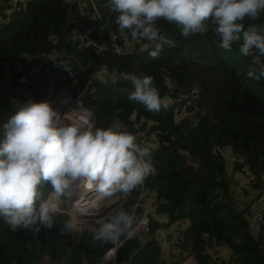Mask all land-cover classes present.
<instances>
[{
  "label": "trees",
  "instance_id": "1",
  "mask_svg": "<svg viewBox=\"0 0 264 264\" xmlns=\"http://www.w3.org/2000/svg\"><path fill=\"white\" fill-rule=\"evenodd\" d=\"M13 1L0 0V18L7 17ZM25 1L12 14V26L0 28V75L12 80L26 77L41 88L54 84L55 90H84L97 81L94 75L102 65L112 61L109 51L100 52L83 42L85 28L93 24L98 31L104 28L93 37L100 47L115 41L121 49L141 53L114 62L109 81L122 72L149 76L161 101L179 104L150 112L128 99L133 90L130 82H113V88L101 89L98 99H93V104L99 103L97 126L126 121L125 127L120 124L123 130L135 136L147 134L155 141L156 153L150 158L155 173L146 187L155 192L157 215L183 222L180 244L199 264L210 263L206 252L210 245L230 248L238 264H264V213L259 222L254 220L260 209L257 197L264 190V79L247 76L249 68L257 66L253 55H242L239 42L230 51L219 48L214 26L205 34L185 38L174 23L159 20L168 42L153 58L148 54L149 42L133 41L127 32L119 31L116 14L106 7V0H95L100 10L96 4L91 9V3L86 8L79 0ZM241 23L245 29L256 25L264 33V13ZM3 94L0 90V131L16 106L9 97L2 100ZM218 149L222 150L215 153ZM230 150L236 157L234 164L228 162ZM229 168L255 180L256 193L246 191L254 200L244 209L224 202L230 190ZM50 190L48 183L41 186L44 194ZM138 196L119 209L130 211ZM64 222L54 220L53 228L35 232L13 231L0 220V264H96L114 246L94 240L93 232H66ZM159 228L152 221L150 235L155 236ZM137 243L126 242L115 263L109 264H127L139 250ZM142 256H136L134 264H159L157 249Z\"/></svg>",
  "mask_w": 264,
  "mask_h": 264
},
{
  "label": "clouds",
  "instance_id": "2",
  "mask_svg": "<svg viewBox=\"0 0 264 264\" xmlns=\"http://www.w3.org/2000/svg\"><path fill=\"white\" fill-rule=\"evenodd\" d=\"M106 7L116 14L119 31L127 32L133 41L149 42L151 50L148 54L153 58L168 42L157 21L174 23L185 38L205 34L210 26H214L220 38L218 47L230 51L233 43L239 42L240 53L253 55L257 64L249 68L247 76L264 79V63H260V58L264 57V33L256 25L245 29L241 23L246 17L255 20L264 13V0H106ZM13 20V17L6 19L0 28L12 26ZM108 53L112 61L103 64L100 70L105 67L111 70L114 62L118 64L122 58L141 54L131 51L124 55ZM61 63L72 73L68 64ZM117 81L130 82L133 90L128 99L142 104L147 111L159 112L166 105L176 108L165 99L161 101L149 76L122 72L113 80ZM99 86L107 89L115 85L99 80L90 84L91 102L96 99L95 89ZM0 90L18 101L0 131V220L11 230L22 228L39 232L41 228H53L54 220L58 219L65 221L63 230L66 232L83 230L108 203L104 198L98 200L102 207L94 212L90 205L95 200L87 199V195L80 199L75 193L81 190V187H74L77 181L87 179L102 197L113 194L120 202L124 200V193L143 182L146 185L150 174L155 173L150 158L156 150L151 152L148 143L141 142V137L139 141V135L123 130L120 124L103 127L61 122L60 113L48 100L22 101ZM247 178L253 184L247 185L246 191L256 193L255 180L251 176ZM45 183L50 184L51 190L44 194L41 186ZM61 198H68L72 207L70 212L61 208ZM261 200L264 205V190L256 203L259 205ZM134 219L130 211L116 210L93 229V239L116 244L121 237H132Z\"/></svg>",
  "mask_w": 264,
  "mask_h": 264
},
{
  "label": "built area",
  "instance_id": "3",
  "mask_svg": "<svg viewBox=\"0 0 264 264\" xmlns=\"http://www.w3.org/2000/svg\"><path fill=\"white\" fill-rule=\"evenodd\" d=\"M84 5L86 8H88V3H92L93 0L84 1ZM11 3V2H10ZM25 0H15L11 3V9L7 12L8 15L5 18H0V24H3L6 22V19H10L12 14L15 13V11L18 9V6H21L25 4ZM98 13V11H97ZM99 17V16H98ZM97 24H93L90 27L85 28V34L84 38L87 47L94 46L97 48L100 52L102 51H112L118 55H124L129 50L121 49L118 44L114 41L111 46H99V44L95 45V43L91 40L92 36L98 32ZM111 73V70H109L107 67L101 69L99 72L94 75L95 80L99 81H107L110 82L109 79L111 78L108 76ZM91 82H89L86 85V88L80 92H76L69 89H59L55 90L54 84L51 85L50 88H41V85H39L36 81L29 82V80L26 77L21 78H15L11 79V77L1 76L0 75V88L9 94H13L17 97H19L22 101L33 99L36 101H42V100H48L54 108L58 110L60 113V121L61 122H73V123H82L84 125L94 124L96 126L95 118L90 116L88 109H90V105L93 103L91 102V99L89 98V86ZM183 99L189 100L188 97L184 96ZM185 102V101H183ZM189 102V101H188ZM174 106L179 104L178 102L173 103ZM139 137H141V142H146L151 146V152H154L157 148V145L155 141L150 137L147 136V134H140ZM222 149H218L215 151V153H218ZM227 155L229 156L228 162H235L236 157L231 153V150L227 152ZM145 181V180H144ZM250 181V180H249ZM84 183H88L87 181H84V179L77 181L74 184V187L77 189L81 187V190H78L77 193L79 196L86 195L83 193V185ZM253 183L250 181L249 185L251 186ZM145 185V184H144ZM146 186V185H145ZM94 197H99L95 199V201L101 200L102 198L109 200L113 198V194L110 197H102L100 194H98L96 191L93 192ZM143 197L146 199V203L149 199H151V192H143ZM89 196H87V199ZM83 203H86L84 201ZM260 209L255 212V218L254 220L259 222L260 219L263 217L264 213V205L263 200L259 202ZM143 204H140V202H137V204L132 208V214L134 215V234L132 237L125 238L121 240L120 242H117L116 246L105 253L102 260L99 263L96 264H109L111 261L115 263V258L118 253L119 248H121L125 242L137 238L138 240H142L147 236L149 231H151V223L153 219L152 216V210L149 208H146ZM143 209L144 212L142 214H138V210ZM155 210V209H154ZM131 211V209H130ZM155 214L157 216L156 210ZM160 220L163 219V217L158 216ZM166 225L170 224L169 219L165 220ZM101 221V220H99ZM164 229V228H163ZM161 239L158 240V246L161 250H163L169 259L171 264H199L197 261V258L194 256H187L186 253L187 250H184L182 244H180L179 234L175 230L174 236H159ZM163 237V238H162ZM187 257V258H186ZM235 258V256H234ZM232 259V256L227 257L225 259H220L219 257L211 258L210 256V263L209 264H238L235 259ZM86 264V263H85Z\"/></svg>",
  "mask_w": 264,
  "mask_h": 264
},
{
  "label": "rangeland",
  "instance_id": "4",
  "mask_svg": "<svg viewBox=\"0 0 264 264\" xmlns=\"http://www.w3.org/2000/svg\"><path fill=\"white\" fill-rule=\"evenodd\" d=\"M74 0H72L71 2H73ZM89 1V0H84ZM79 2H82V0H79ZM96 1L93 0V2L91 3V9H94V7H96L98 10L99 7L96 4ZM109 11V10H107ZM104 29V28H103ZM101 29L100 31H98L97 33H101V31L103 30ZM95 35V34H94ZM92 36L91 40L95 43L93 37ZM136 44V42H131ZM98 45V43H95V45ZM130 45V43H128ZM146 44V43H145ZM147 47V46H145ZM129 51L134 52V49H130ZM105 86V85H104ZM105 87L103 86H99L96 90V92H99L101 89H103ZM8 98V94H3L2 96V100L7 99ZM96 99H98V96L95 97ZM14 102H18L16 100H14ZM99 105V103H98ZM98 105L96 104H92L90 105V109H88L90 116H92L93 118H95V122H96V126L98 124L97 122V111H98ZM124 119V118H122ZM121 119V120H122ZM117 121V120H116ZM126 123V121L124 122ZM124 123H120L122 124L124 127ZM137 139L140 141V137L137 136ZM235 162H231V164H234ZM229 172H230V185H229V195L224 197V202L225 203H229V201L231 203H233L234 205H236L238 208L240 209H244L245 207H248V204L250 202V200L252 199V197L249 196L248 193H246V187H248L247 185H249L250 181L248 178H246V176H244V172L241 171H233L232 169L230 170L229 168ZM249 188V187H248ZM143 192H149V190L147 189V187L144 185V182L141 185L136 186L134 189H132L130 192L128 193H124V200L118 202L116 199H113L110 203H108L104 209L98 214V216L95 218L94 222H89L88 226L83 229V230H74L71 231L72 233H83V232H93V229L99 226V223L102 222V220L108 216L110 213H114L116 210H118L121 206H123L128 200H131L132 198H135L137 195H139L137 197V199L135 200L134 205L131 207V211L132 212V208L137 204V202H140V204H143L146 208H149L152 210V216L151 218H153V221H156L158 223H161V225L165 224V221L163 219L159 220L156 217L155 214V210L152 206L151 203H146V199L143 197ZM144 208V209H146ZM144 212L143 209H139L138 210V214H142ZM101 220V221H99ZM177 225V221L173 220L171 223V228H174ZM170 227H162L157 231V234L159 236H174L175 235V230H172ZM164 228V229H163ZM77 229V228H75ZM150 236V231L147 234V236L143 239L146 240L147 237ZM217 251H219L221 254H217ZM225 251H226V246H220V245H215L212 247V245H210V247H207L206 252L209 253L207 255H210L211 258H216L219 257L220 259H225L227 257H225ZM187 256H191L190 252L188 251L186 253ZM187 258V257H186Z\"/></svg>",
  "mask_w": 264,
  "mask_h": 264
},
{
  "label": "crops",
  "instance_id": "5",
  "mask_svg": "<svg viewBox=\"0 0 264 264\" xmlns=\"http://www.w3.org/2000/svg\"><path fill=\"white\" fill-rule=\"evenodd\" d=\"M141 52H143V51H141ZM134 53H138V51H135L134 50ZM3 92V91H2ZM4 94H5V92H3ZM9 98L11 99V96H9ZM116 123H118V122H116ZM229 167V166H228ZM230 172H228V174H229ZM247 178V177H246ZM114 198H112V199H109V200H107V203H110L112 200H113ZM154 200H155V192H151V199H149L148 201H147V203H151L152 204V206H153V208L155 209V206H154ZM90 207L92 208V210L95 212V211H97L98 209H100L101 207H102V204L100 203V202H98V201H95V202H93L91 205H90ZM61 208L65 211V212H70L71 210H72V207H71V205H70V202H69V200H68V198H61ZM159 215H157L156 217H158ZM160 217H163V219H165V220H167V219H169V221H170V224L169 225H166V223L165 224H163V225H161V223H158L159 225H160V228H161V226L162 227H170L171 226V223H172V221L174 220V219H172V218H170L168 215H164V216H160ZM159 219V218H158ZM160 220V219H159ZM177 221V225L174 227V228H171L172 230H176L179 234H180V232H181V226H184V225H182L183 224V222L181 223V221H179V220H176ZM156 222V221H155ZM159 228V229H160ZM158 229V230H159ZM157 230V231H158ZM157 231H156V235L155 236H152V235H150V236H148L147 237V239L146 240H144V242H141L140 240H138L137 238H135V240H137L138 241V243H137V245H139V250H136L135 251V253L132 255L133 257H132V259L127 263V264H134V262L136 261L134 258L137 256V257H140V258H143V253L145 252V250L147 251V250H149V249H151L153 252L157 249V250H159V253H160V261H159V264H171L170 263V261H169V259L167 258V256H166V254H165V252L163 251V250H161L160 248H159V246H158V240L159 239H161V237L159 238V235L157 234ZM169 236V235H168ZM163 237H165V236H163ZM162 237V238H163ZM124 239V237H121L120 238V240L118 241V242H120L121 240H123ZM128 242V241H127ZM126 243V242H125ZM124 243V244H125ZM117 244V243H116ZM116 244H114V246L111 248V249H113L115 246H116ZM213 246H215V245H212V247ZM111 249H109V250H111ZM108 250V251H109ZM107 251V252H108ZM225 257H230V256H234L233 254V251L230 249V248H228V247H226V251H225ZM207 254H209V253H207ZM217 254H221L219 251H217V253H216V255ZM192 256V255H191ZM137 262H138V260H137ZM138 264H140L139 262H138Z\"/></svg>",
  "mask_w": 264,
  "mask_h": 264
},
{
  "label": "bare ground",
  "instance_id": "6",
  "mask_svg": "<svg viewBox=\"0 0 264 264\" xmlns=\"http://www.w3.org/2000/svg\"><path fill=\"white\" fill-rule=\"evenodd\" d=\"M84 181H87V179H84ZM83 189H84V194L89 196V197H91V201L99 198V197H94L93 196V192H95V188H94V186L91 184V182L89 180H88L87 184L84 183ZM118 197H119V195H118ZM79 198L83 199L84 195H80Z\"/></svg>",
  "mask_w": 264,
  "mask_h": 264
}]
</instances>
